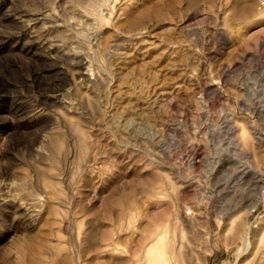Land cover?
<instances>
[{
  "label": "rangeland",
  "instance_id": "374dc122",
  "mask_svg": "<svg viewBox=\"0 0 264 264\" xmlns=\"http://www.w3.org/2000/svg\"><path fill=\"white\" fill-rule=\"evenodd\" d=\"M0 174V264H264V0H0Z\"/></svg>",
  "mask_w": 264,
  "mask_h": 264
},
{
  "label": "bare ground",
  "instance_id": "6f19581e",
  "mask_svg": "<svg viewBox=\"0 0 264 264\" xmlns=\"http://www.w3.org/2000/svg\"><path fill=\"white\" fill-rule=\"evenodd\" d=\"M1 185H2V174H0V224H4V223L8 222L9 220H14L19 215L17 214V212H18L17 205H15L9 199L8 196L3 195L2 190H1ZM155 235L157 236V234H155ZM154 240L156 241L157 239L155 238ZM245 240L247 242V240H248L247 235L245 236ZM166 244H167L166 249L168 247V244H169V246H171L170 241H168ZM181 248H183V244L177 245V247H174V246L171 247L170 252L172 253V257H175L177 255L176 252L180 256L181 255V250H180Z\"/></svg>",
  "mask_w": 264,
  "mask_h": 264
}]
</instances>
